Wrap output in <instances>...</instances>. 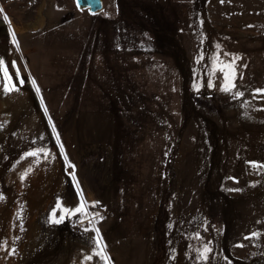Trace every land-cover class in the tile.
I'll list each match as a JSON object with an SVG mask.
<instances>
[{
    "label": "rangeland",
    "instance_id": "374dc122",
    "mask_svg": "<svg viewBox=\"0 0 264 264\" xmlns=\"http://www.w3.org/2000/svg\"><path fill=\"white\" fill-rule=\"evenodd\" d=\"M0 10V264H264V0Z\"/></svg>",
    "mask_w": 264,
    "mask_h": 264
},
{
    "label": "snow or ice",
    "instance_id": "6c2138e0",
    "mask_svg": "<svg viewBox=\"0 0 264 264\" xmlns=\"http://www.w3.org/2000/svg\"><path fill=\"white\" fill-rule=\"evenodd\" d=\"M77 3H78V6H82V4H81V0H77ZM0 11H2V10H0ZM4 18L7 19L6 16H5ZM237 59H238V57H237ZM33 83H35V82L33 81ZM6 90L11 91L12 89H11V88H8V89H6ZM223 90H224V91H229L230 89L227 88V87H225ZM257 92H264V89H257ZM237 95H243V93H238ZM57 139H59V137H57ZM41 151H44V150L41 149ZM61 151L63 152V146H62V145H61ZM37 154H38V153H36V152L26 153L27 156H36ZM47 155H48V154L45 153V156H47ZM65 159H67L66 156H65ZM253 163H254V162H253ZM254 166H257V165L254 164ZM258 167H264V165H258ZM28 171H31V169H29ZM25 175H27V172L25 173ZM73 175H74V174H73ZM21 179L23 180V179H24V176H21ZM0 198H2V197H0ZM58 206H59V205H58ZM76 211L79 212V211H81V210H80V209H76ZM61 219H63V217H61ZM55 222H56V223H59L60 220H56ZM96 231H97V236H99V230L97 229ZM253 235H256V234H253ZM96 243H97V246H99L100 241L97 240ZM210 251H211V249L205 247L204 251L201 253V258H202V259H207L208 257H207V255H206V253H208V252H210ZM96 254H98V253H94L93 255H96ZM91 258H92V257H86V259H91Z\"/></svg>",
    "mask_w": 264,
    "mask_h": 264
},
{
    "label": "water",
    "instance_id": "95a60500",
    "mask_svg": "<svg viewBox=\"0 0 264 264\" xmlns=\"http://www.w3.org/2000/svg\"><path fill=\"white\" fill-rule=\"evenodd\" d=\"M75 4L78 8H86L92 14L100 12L103 8V0H81L82 6H78L77 0H75Z\"/></svg>",
    "mask_w": 264,
    "mask_h": 264
}]
</instances>
